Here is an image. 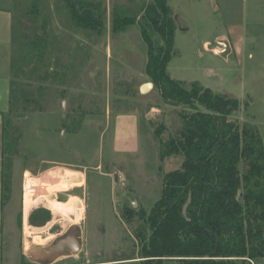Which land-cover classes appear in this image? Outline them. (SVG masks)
Here are the masks:
<instances>
[{
    "label": "rangeland",
    "instance_id": "obj_1",
    "mask_svg": "<svg viewBox=\"0 0 264 264\" xmlns=\"http://www.w3.org/2000/svg\"><path fill=\"white\" fill-rule=\"evenodd\" d=\"M89 1L103 5L101 28H76L64 0H0L3 74L9 60L10 82H20L34 96L39 86L45 89L42 112L0 115V143H13L21 135L17 158L25 160L14 165L13 198L6 201L9 195L4 193L0 199L4 264H22L19 253L24 264H42L29 252L49 245L73 223L81 230L80 251L50 264H115L136 258L132 231L138 222L126 225L121 213L125 208L149 212L160 197L163 176L182 163V157L171 156L164 162L159 157V141L174 133L184 109L163 102L155 87L140 91L142 84L151 82L144 73L146 54L139 24L112 32L113 17L120 9L128 15L136 13L139 20L142 5L154 0ZM34 4L38 10L31 14ZM168 6L176 25L169 76L187 88L197 82L237 99L240 110L231 119L256 127L264 146V0H168ZM20 18L31 19L37 28L30 41L37 35L44 39L42 59L34 50L20 65L22 74L12 70L25 36L17 23ZM153 40L162 44L158 35ZM217 43H224L226 51L221 52ZM45 71L52 77L41 82L37 77ZM8 158L6 154V163ZM98 163L101 174L87 170L81 201L68 203L59 212L54 206L49 222L39 228L30 225L29 211L52 207L46 201L52 200L29 195L26 187L21 194L22 167L79 169ZM56 199L63 204L68 198ZM253 264H264V259Z\"/></svg>",
    "mask_w": 264,
    "mask_h": 264
},
{
    "label": "trees",
    "instance_id": "obj_2",
    "mask_svg": "<svg viewBox=\"0 0 264 264\" xmlns=\"http://www.w3.org/2000/svg\"><path fill=\"white\" fill-rule=\"evenodd\" d=\"M64 1L76 28H101L104 18L101 2ZM37 10L34 4L29 13L36 14ZM141 10L139 21L136 13L128 15L127 10L120 9L113 17L112 32L122 33L139 24L146 54L145 75L158 89L163 102L184 109L179 112L181 124L174 133L166 141H159V157L161 162L171 156L182 157V163L178 170L163 176L160 197L149 212L141 208L122 211L126 225L138 222L132 231L138 250L136 258L115 264H253L264 259L262 138L253 125L231 119L240 110L237 99L215 93L197 82L187 88L169 76L167 67L173 54L176 25L168 0L143 4ZM17 23L25 36L17 44L19 51L12 70L22 74L20 65L29 60L34 50L37 51L34 55L42 59L39 51L44 39L37 35L29 40L37 30L31 19L20 18ZM155 35L162 41L160 46L153 40ZM16 40L13 35L12 45ZM51 77L45 71L37 78L44 82ZM20 84L10 82L8 112L18 116L24 111L42 112L45 89L39 86L34 96ZM156 133L159 136L158 130ZM20 139L18 135L13 143L3 141V156H9L5 167L8 171L13 157L20 154L17 147ZM50 218L49 211L37 209L30 215L29 223L41 227ZM21 224L20 216L18 226ZM21 263L24 264L23 258Z\"/></svg>",
    "mask_w": 264,
    "mask_h": 264
},
{
    "label": "crops",
    "instance_id": "obj_3",
    "mask_svg": "<svg viewBox=\"0 0 264 264\" xmlns=\"http://www.w3.org/2000/svg\"><path fill=\"white\" fill-rule=\"evenodd\" d=\"M0 57L2 56L0 55ZM7 67H8V70H7L8 72L6 74H3L4 67L3 65H0V115L1 116H3L6 112L8 113V110H9V99H10V76H8L10 73L9 60L7 61ZM145 84L147 83L142 84V86ZM5 86L7 88L6 90L4 89ZM62 131L63 130H61V132ZM17 157H19V155L14 157L15 158L14 161L12 159L11 170L10 171L6 170L5 167L8 166V162L6 163L4 160L2 143H0V199L3 198L4 193L9 195L8 200H11L13 198V195L15 193L14 192L15 190L14 180L16 177V172L14 171V165L17 164L18 160H20V162L25 161ZM20 166H24V165L20 164ZM73 167L74 166L68 167V166H63V165L47 166V168L43 166H39V165L36 167L31 166L29 168L22 167L21 180L22 178H24V184L22 187L20 186L21 194L25 192V187H26V189L29 192V195H39L40 197H48L49 199L52 200V201L46 200L47 204L51 205L52 207L46 206V209L42 207H39L38 209H45L47 211L50 210L51 212H53L52 208H54V206L56 207L55 208L56 212L66 209L65 208V206H67L66 204L73 203L75 201H78V202L81 201V196L85 194L80 189L85 184V180L87 177V170L89 169L93 171L95 170L98 174H101L100 170L102 168V165L98 163L97 165H95V167L94 166H83V167L78 166L79 169H76ZM5 171L8 173L7 175L5 174L6 173ZM7 177H9L8 182H6ZM76 186H79V187H76ZM71 194L73 195L70 197ZM59 197H64V198L67 197L68 199L62 204V203H59L60 201L56 199ZM33 212L34 210H32L31 212L29 211L26 217V220L28 222H29V216ZM71 214L74 216L72 211H71ZM69 227H74L76 228V230L79 231V236L77 238V240L79 241V249L78 251L75 250L76 253H78L81 249V241H80L81 230L79 227H77L75 223L71 224ZM71 254L74 255L73 253ZM71 254H68L62 257H67ZM19 255L21 259V254L19 253ZM62 257L58 256L55 260H57L58 258H62ZM0 264H4V258L2 257V255L0 256Z\"/></svg>",
    "mask_w": 264,
    "mask_h": 264
},
{
    "label": "flooded vegetation",
    "instance_id": "obj_4",
    "mask_svg": "<svg viewBox=\"0 0 264 264\" xmlns=\"http://www.w3.org/2000/svg\"><path fill=\"white\" fill-rule=\"evenodd\" d=\"M30 217V216H29ZM79 231L74 227H68L60 236L55 238L49 245L43 248H34L30 254V258L39 263L47 262L52 253L60 254V257L71 254L72 250L79 249V241L77 240Z\"/></svg>",
    "mask_w": 264,
    "mask_h": 264
},
{
    "label": "water",
    "instance_id": "obj_5",
    "mask_svg": "<svg viewBox=\"0 0 264 264\" xmlns=\"http://www.w3.org/2000/svg\"><path fill=\"white\" fill-rule=\"evenodd\" d=\"M144 87H150V90L152 89V87H153V85H152V83H147V84H145V85H143L142 87H141V89H140V91L143 93V89L142 88H144ZM185 209H186V207H184V214H185ZM33 250H31L30 252H29V255L31 254V252H32ZM72 253L73 254H75L76 253V251L75 250H72ZM58 256H60V254H54V253H52L51 255H50V258L47 260V262H44V263H42V264H50V263H52ZM35 261V260H34Z\"/></svg>",
    "mask_w": 264,
    "mask_h": 264
},
{
    "label": "built area",
    "instance_id": "obj_6",
    "mask_svg": "<svg viewBox=\"0 0 264 264\" xmlns=\"http://www.w3.org/2000/svg\"><path fill=\"white\" fill-rule=\"evenodd\" d=\"M217 45L220 47V51L221 52H225L226 51V45L224 43H217Z\"/></svg>",
    "mask_w": 264,
    "mask_h": 264
},
{
    "label": "bare ground",
    "instance_id": "obj_7",
    "mask_svg": "<svg viewBox=\"0 0 264 264\" xmlns=\"http://www.w3.org/2000/svg\"><path fill=\"white\" fill-rule=\"evenodd\" d=\"M143 89V93H147L150 90V87H144Z\"/></svg>",
    "mask_w": 264,
    "mask_h": 264
}]
</instances>
